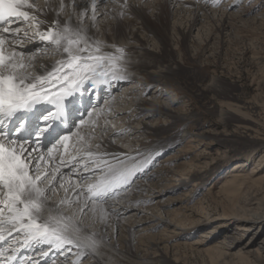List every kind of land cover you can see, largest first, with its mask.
<instances>
[{"label":"bare ground","instance_id":"bare-ground-1","mask_svg":"<svg viewBox=\"0 0 264 264\" xmlns=\"http://www.w3.org/2000/svg\"><path fill=\"white\" fill-rule=\"evenodd\" d=\"M174 1L176 8L173 12V15L177 24L173 27V29L176 31L177 34H179L181 38H184V31H182L179 27L180 24H182L181 21L185 19V17L183 16L185 14L186 16H191V14H193L192 19L188 23V30H190L194 28L195 25L200 21L198 18H200V14L202 12L200 14L199 12L203 10L200 8V5L198 6L197 2L193 3V0ZM30 2L34 5V8L27 10L37 15L40 20L44 21V23L39 26L41 31L46 30L49 25H51L53 21L57 19L60 21L61 26H63L65 22L69 21L72 25H77L80 23V13L83 12L86 13L87 17L84 20V23L88 27V34L94 40L103 41V51L105 53L110 52L111 50L114 51L115 47L119 46L120 43L125 44L124 46H126L127 48L130 47L131 51L134 53V56L132 58H125L122 63L125 69L124 74L127 76V79L110 80L109 82H111L112 84H115L117 82L119 83L122 81H124V83L126 84L129 83L127 89H129V91L131 89L130 92L134 93L138 92L137 89L143 90L151 83L155 84V88L158 87L156 88V90H154L157 91L159 90V87H162L163 90H166L167 86L176 82L173 73V68L176 65V62L171 58L163 60V55L160 54L157 56L148 51L145 45V41L137 34V32L139 31H145L148 37H151L162 46L163 54L168 52L164 45L159 28H157L155 25H152L150 19H148V16L146 15L147 11L155 10L154 17L155 19L159 20L160 15L162 14L165 8V6L161 3L162 0H126V6H124L125 0H101V2H99L97 5L95 26H93V22L91 20V16L93 14L91 0H65L66 6L63 11L60 12L59 16H57V10L60 7V0H30ZM201 2H203L204 4L211 3L214 5L215 1L201 0ZM228 3L229 1L224 4L225 6L222 4L221 7H219L220 14L217 15L216 21L220 22V26L221 24L222 26L224 23L226 24L227 22L225 21L228 18L230 19V16L233 15L231 11L230 13L228 11ZM73 4L75 5V7H73ZM242 11L235 13L237 17H240V13ZM187 12H189L188 15ZM121 13H123V15H121ZM242 13H244V11ZM181 14L184 15L179 18ZM208 18L210 17L205 16L206 20H209ZM244 19L245 18H243V20ZM121 22H123L122 25ZM29 24L32 25V30H29ZM12 26L20 27L22 29L21 36L23 35V31H27L29 35H32V37H34L36 40L38 39L39 41V38L35 37L36 28L32 24V22H24L23 20H21L17 23H14ZM122 26H124V28L126 29H129L128 34L131 35V38L126 37L128 36V34L126 33L120 35L117 33L118 31H120V29H122ZM185 27L186 26H184V28ZM202 27H205L203 23L198 26V28ZM207 29L204 28L206 32H212V27L208 30ZM216 29H218V27H216ZM30 31L32 32L30 33ZM107 31H111V34L107 35ZM199 33L200 32L198 31L197 34L200 35L201 33ZM25 40H28L26 42L28 46L26 44H23L22 41H20L18 44H16L17 51H22L25 49H33L35 51L34 44H38L41 49L46 46L45 43L38 42L36 40L34 41V39ZM131 41L136 43H130ZM9 43H11V41H9ZM47 48V53L41 52L37 54L35 60L32 61V63L35 65L36 73L43 74L45 71H50L51 67L56 63V61L61 59V54L54 52L52 50L51 45H47ZM118 83L115 85L117 86ZM106 84L108 83H101L100 78H97L96 83H91L90 85L91 88L101 93V95L105 97L104 99H106L105 108H102L103 110L100 108H96L95 111H102V113L105 111H111L110 115H113L115 113L114 116L116 118L112 119V116L106 114L105 117L103 116L104 118H101V121V119H96L95 115V117L93 116L92 118L96 120L95 127L90 124L91 128H93L92 130H87L85 126L84 127L86 128V130L81 126L79 128L75 126L76 130H74L72 134L62 133V135L70 136V150L65 151L63 145H60L59 151H57L58 153L56 152L55 155L56 163L53 164V167L57 166L58 162L61 159V154H63V159L66 163L65 166L60 169V171L65 173L63 181L66 186L68 183H71L73 186L82 185L84 182L79 180L80 177L82 175L90 177L89 175L92 171L86 172L84 169V162H86V160L87 162H91V160L85 155L87 151L92 152L96 158H103L105 161H108L112 164H116V158H118L119 160L124 161L125 165L127 166H132L133 164H136L139 165L142 169V161L144 163H150L157 158L152 153L154 152L152 151L153 149L161 150L163 147L171 146L172 143L175 142L176 139H178L175 134H171L169 133V131H166V134L162 136L156 135L158 133L150 132V137H146L150 138L149 142H146L147 140L145 138L138 139L140 140L139 142L136 141V143L138 142L139 144H142V146L136 147L137 145L135 146V143L133 144L130 142V147L135 149L133 153H129L128 151L115 145L116 143L114 142V144L113 141L117 140L120 141L121 144L129 143L128 139L126 138L119 139L116 137V133L118 132L116 128H113V126L116 125V119H120L121 122H119V124L123 126L125 132L127 130L130 131V127L133 126L132 129H136L134 133H139L138 135L146 136V134L151 131V125L148 123L150 119H147L148 121L143 122L142 125L139 126V121L136 117H139L146 112V115L149 116L156 115L163 117H171L177 120L180 118V115H178V113L174 111H171L170 109L166 108L167 110H164L156 106L154 103H152L153 101L147 98H139V101H136L132 104L133 107L130 106L132 108H123L120 105L121 103H118L116 101L118 103V106L117 108L113 109V100L109 99L110 92L104 87V85ZM130 92H128V94L125 96H129ZM119 98L125 97L122 95ZM113 106L115 107V105ZM78 121H80V119ZM132 124L139 126V128ZM94 129L96 130V134L93 132ZM186 132H188V130L184 129L182 135H184ZM74 133H79V136H82L83 140H80L77 135H73ZM262 135L264 138V132L262 133ZM131 136L132 134L129 135L128 138H130ZM203 136L196 133L193 134L192 131H190L189 135L186 136L188 137L186 145L193 141L195 137H200L201 141L205 137ZM219 140L221 141V139H218V141ZM211 143H213V138L209 139L208 143H204L203 145L206 146ZM93 144H95L96 147H94L98 149L92 147ZM33 146H35V144H33ZM143 150L144 152H142ZM176 151H179V149H176L175 152ZM73 157H75V159H73ZM176 159L177 155H167L161 161L163 165L159 163L158 167L154 168V170L149 173L150 175L145 176V178L141 179V181L138 182L134 180L136 179L135 175H137L136 171L131 179V184L133 185L132 191L130 193L122 192L126 188V186L130 185V183L127 185H123L116 190L118 194H114L111 198L106 201L105 209L108 212V215L103 221L99 219L98 215L97 217L93 218L92 213L90 211H86V213L82 217L79 216L78 204L74 203L71 206H63L62 210L65 215H71L70 213H76L77 219H82L83 223L81 224V227L84 228V230L88 234L94 233L95 239L98 244L95 252L89 249L80 250L75 247H72V251H68V248L66 247L65 249L59 250L60 252L57 257H52L56 260L53 263L111 264L112 260L110 258L107 259L106 257L108 256L106 250L110 249L114 251V249L117 248L118 242L121 245V247L119 246L117 248V256L119 260L115 259L116 261L114 262V264H121L122 262L120 261V256L122 259V256H125L126 254L128 255V253H130L128 248H125L124 251L126 252V254L123 255L122 246H126V236H128L127 244L133 242L132 240L134 239L137 243V245H135V252L133 251V259H129L130 257H127L129 261H126V264H153L152 260L147 262L146 258L144 257L145 254H148V249L153 247V252L157 253L159 250L158 245H161L162 250L164 249L166 251L168 248V244H170L169 247L173 246L174 248H179L180 246H182L194 255L196 253L204 252L209 256L211 261L217 259L225 260V258H230L232 262L236 261L240 264H254L255 262L264 263V235L261 241L257 240L260 233L264 234V154H260L256 159L257 162L259 161L258 167H252V169L246 174H242L241 171H239L240 173H232V175L223 183L219 193L222 200H224V210L216 218L218 221L211 225L209 228H207L205 232L203 231L202 235H200V238L193 242L185 241L188 234L187 231L192 228L186 227L184 224L185 219H188L184 214V211L186 210V204L189 200L188 196H185L184 198L178 197L180 200L177 201H180V204L182 203V206L179 205L176 209L167 210L168 216L165 218L159 216L154 212L155 208L158 209V206H162L165 204V201H161L159 199H157V202L153 201L155 200V198L162 196L163 193H172L176 190L177 186H185L187 183L188 179L181 176L182 172L181 175H177L176 169L173 170V167L170 169L169 167L164 166V164L166 165L169 161H173L175 163ZM68 161H71V163H67ZM129 162L131 163L129 164ZM75 164H78L77 166H79V169L81 170V176H72L71 172H68L66 170L67 166H72ZM177 165H180V163ZM176 166L174 165V167ZM143 167L145 168V166ZM238 167H243V164ZM69 173L71 174L70 176L68 175ZM173 176L178 177V183L168 186V184H166V177H170L171 180H173ZM205 176V174L201 175L200 177L195 176L192 179L201 180L204 179ZM59 183L60 182L58 180V190L56 192L49 193H58L57 196L53 195V198H51L49 201V203L53 206L65 197V193L63 189L59 187ZM153 186L157 187L158 189L160 187L161 189L159 191L157 189L155 192H151ZM69 195H71L73 200H75L74 193H69ZM172 197L173 196H171L170 198L168 197L167 199L173 201L174 198ZM167 199L166 202L168 201ZM146 201H151V203L147 204V206H144V203ZM90 207L91 205L89 204V208ZM183 208L185 210L181 211V209L183 210ZM145 209H148L150 211L149 214L143 213V210ZM124 211L125 213L129 214L128 219L122 216ZM139 214L142 215L138 217ZM199 221V218L194 219L193 224L197 225ZM190 222L192 221H189V223ZM237 223L239 224V226L236 227ZM133 225L136 226L135 229L132 228ZM230 226L231 228L232 226H235L236 228L234 229L236 230H232V232H229L228 234L223 233L221 239L216 240L218 238V235H220V233H222L224 230L230 228ZM246 234H251L248 238L250 239V241H248L247 239V242H245L244 244H240L239 239ZM5 235L8 239L7 244L9 243L11 245L5 252V255L3 257H0V264H6L7 262H9L10 260L7 259L8 256L15 257L17 255L18 257L23 256L25 260L31 259L32 262H29L28 264H48L49 258L47 259L46 256H51L53 252L57 250L50 248L46 244L32 243L27 246H22V235L19 237L21 243L14 242L17 238L16 233H12L11 236H8L7 232H5ZM203 236L210 237L206 240L202 238ZM108 238L110 239V242H106ZM141 246L142 249H140ZM6 247L8 246L6 245L2 247L0 251H4ZM13 249H15V251H13ZM66 251H68V253H66ZM45 252L47 253V255L43 254ZM108 252L110 253V251ZM139 252H142V254L144 252V255H139ZM61 255H69V257L66 256L67 258H64V256ZM83 255H86L88 257L82 259ZM109 256H111V253L109 254ZM153 257H155L154 264H173L170 259L166 258V254L164 253H157V255Z\"/></svg>","mask_w":264,"mask_h":264},{"label":"rangeland","instance_id":"rangeland-1","mask_svg":"<svg viewBox=\"0 0 264 264\" xmlns=\"http://www.w3.org/2000/svg\"><path fill=\"white\" fill-rule=\"evenodd\" d=\"M213 1H215L214 5L211 3L204 4L201 0H193V3L197 2L198 6L200 5V8L203 10L200 11L199 14L201 12L203 14H200V18H198L200 21L190 30H188V23L192 19L193 14H191V16L181 14L179 18H181L182 15L185 17V19L181 21L182 24L179 26L181 30L184 31V38H181L173 29V27L177 24L173 15L176 8L174 0H162L161 3L165 6V8L160 15L159 20L154 17L155 10L146 12L151 24L159 28L164 45L168 52L163 54L162 46L151 37H148L145 31H139L137 34L145 41L148 51L157 56L160 54L163 55V60L171 58L176 62V65L173 68L174 78L176 81L175 83L167 86L166 90L159 87V90L157 91L154 90L158 87L155 88V84L151 83L143 90L137 89V87L136 89L138 92L134 93L130 92L131 89L130 91L127 89L129 83L126 84L124 81L119 83L117 82V86L115 85L117 83H108L107 85L109 88L112 86L111 88L114 89L113 92L111 89L109 97V99L113 100V105H115V107L112 105L113 109L117 108L118 103H121L120 105L123 108H132V104L139 101V98H147L153 101L152 103L156 106L164 110L170 109L180 115V118L177 120L171 117L156 115L149 116L146 115V112L141 116L136 117L139 121V126H141L143 122L148 121L147 119H150L148 123L151 125V131H149L146 136L134 133L136 129H132L133 126L131 125V130H127L125 132L123 126L119 124V122H121L120 119H116V125L113 126V128H116L118 132L116 133V137L119 139L126 138L129 143L121 144L118 140L113 141V143L115 142V145L128 151L129 153H133L135 149L130 147V142L133 144L135 143L134 145H137L136 147H140L142 144L138 143L140 141L138 139L145 138L147 140L146 142H149L150 138L146 137H150V132H155L158 133L156 135L162 136L166 134V131H169V133L177 136L178 139H176L171 146L163 147L161 150H152L154 151L152 153L157 158L150 163H144L142 161L145 168L141 164L142 170H137V175H135L136 179L134 180L138 182L145 178V176L150 175L149 173H151L154 168L158 167L159 163L162 164L161 161L167 155H177L175 163L173 161H169L166 165L164 164V166L169 167L170 169L173 167V170L176 169L177 175H181L182 172L181 176L188 179L187 183L185 186H177L176 190L172 193H163L162 196L155 198L153 201L157 202V199H159L161 201H165V204L158 206V209L155 208L154 212L165 218L168 216L167 210L176 209L179 205L182 206V203L180 204V201H177L180 200L179 198L188 196L189 200L186 204V210L184 208L183 210L181 209V211L185 210L184 214L188 218L185 219V226L192 227L187 231L188 234L185 240L186 242L196 241L200 238L203 231L205 232L207 228L218 221L216 218L224 210V200H222L219 193L223 183L232 175V173H240L239 171H241L242 174H246L252 169V167H258L259 161L257 162L256 159L260 154H264V138L262 135L264 132V0ZM227 1H229L227 5L229 7L228 11L229 13L231 11L233 15L230 16V19L228 18L225 21L227 22L226 24L224 23L223 26L222 24L220 26V22L216 21L217 15L220 14L219 7H221L222 4H226ZM242 10L244 13H242ZM239 11L242 12L240 13V17H237L235 13ZM188 14L189 12H187V15ZM205 16L210 17L208 18L209 20H206ZM243 18L245 19L243 20ZM122 23L123 22H121V25ZM202 23L205 27L198 28V26ZM31 26V24L28 25L29 30L33 29ZM184 26L186 27L184 28ZM211 27L212 32L208 33L204 30V28L209 29ZM216 27H218V29H216ZM198 31L201 33H199L200 35L197 34ZM31 32L32 31H30V33ZM128 32L129 29L122 26V29H120L117 33L120 35L124 33L128 34ZM106 34L110 35L111 31H107ZM29 36L32 37V35ZM130 36L131 35L128 34L126 37L131 38ZM35 40L36 39L34 38V41ZM21 41L23 44H26L28 40L24 39ZM36 41H38V39ZM130 43L136 42L131 41ZM124 45L125 44L120 43L119 46H117L122 47L125 52L121 64L125 58H132L134 56L131 48H127ZM114 52L115 49L114 51L111 50L107 53L116 54ZM127 91L130 92L129 96H125L128 94ZM122 95L125 98H119ZM92 98L93 97L90 96L89 104H94L95 108H105L106 99H104V97L100 100L98 105L95 101H92ZM110 113L111 111H105L98 119L100 120L103 116L105 117L106 114L110 115ZM93 114L95 117L96 113H94V111ZM114 114L110 115L112 116V119L116 118ZM92 118H88L86 114V119ZM132 125L139 128V126L135 124ZM84 126L87 130L93 129L90 124L81 125V127L86 130ZM74 128L75 127L73 126L71 128L72 132L69 131L68 133L72 134ZM184 129L188 130V132L182 135ZM190 131H192L193 134L196 133L202 136L204 135L206 138L208 136V138L206 139L203 136L204 139L200 141V137H193L194 140L186 145L188 140V137L186 136L189 135ZM93 132L96 134L95 129ZM131 134L132 136L128 138ZM212 138L213 143L206 146L203 145L204 143H208L209 139ZM218 139H221V141H218ZM136 141L138 142L136 143ZM50 146L51 143L48 147ZM94 146L96 147L95 144L92 145V147ZM176 149H179V151L175 152ZM142 152H144V150ZM84 163H87L88 167L90 166L89 169H94V164H92V162H87L86 160ZM130 163L131 162H129V164ZM179 163L180 165H177ZM242 164L243 167H238ZM77 165L78 164L67 166L66 170L71 172L72 176H78L80 175L81 170ZM174 165L177 166L174 167ZM73 169H75V172ZM96 172L94 173L92 171L89 175L93 180L96 179L97 175H99V172ZM204 174L206 175L204 179H192L195 176L200 177ZM172 178L175 180H171L170 177H166V184H168V186L178 183L177 176H173ZM131 182L130 185L126 186V188L124 187L125 189L122 192L130 193L132 191L133 185ZM157 189V187L153 186L151 192H155ZM160 189L161 188L159 187L158 191ZM57 194L58 193H51L49 196L50 198H53L52 196H57ZM171 196L174 198L173 201L167 199ZM166 199L169 202H166ZM146 202L144 203V206L151 203V201ZM149 212L150 211L148 209L143 210L144 214H149ZM70 214L73 215L72 213ZM140 215L142 214H139L138 217H140ZM122 216L128 219L129 214L124 211ZM198 218L200 220L199 223L197 225L193 224V220ZM189 221L192 222L189 223ZM237 226H239L238 223L236 224V227ZM236 227L232 226L231 228L230 226V228L220 233L216 240H220L223 233L228 234L229 232H232V230H236L234 229ZM132 228L135 229L136 226L133 225ZM250 235L251 234L243 235L239 239L240 244L247 242ZM263 235V233H260L257 240L261 241L263 239ZM126 237L127 247L125 245L122 246L123 255L126 254L124 251L125 248H128L130 253L122 256V259L120 256V261L122 262L121 264H126V261H129V257V259H133L135 245H137L135 239L132 240L133 242L127 244L128 236ZM209 237L203 236L202 238L207 240ZM248 241H250V239H248ZM106 242H110V239L108 238ZM118 244L119 243L117 242V248L119 246L121 247V245ZM169 245L170 244H168L166 251L164 249L162 250L161 245H158L159 250L157 253L166 254V258L170 259L173 264H240L236 261L232 262L230 258L211 261L209 256L204 252L196 253L194 255L182 246L179 248L175 247V249L173 246L169 247ZM117 248L114 249V251L108 248V250H106L108 253V256L106 257L107 259L110 258L112 260L111 264H114L116 261L115 259L119 260L117 256ZM140 249H142V246ZM72 250L73 248H71L70 251ZM148 250V254L144 255V252L143 254L142 252H139V255H144L147 262L152 260L154 264L155 257L153 256H156L157 253L153 252V247ZM68 251H66V253H68ZM108 251H110L111 256H109L110 253ZM59 252V250H55L51 256L57 257ZM61 256H64V258L69 257V255H66L67 257L65 255ZM87 257L88 256L83 255L82 259ZM125 257L128 258L126 259ZM55 261L56 260L54 258H51L49 259L48 264H55L53 263ZM254 264L264 263L255 262Z\"/></svg>","mask_w":264,"mask_h":264},{"label":"snow or ice","instance_id":"snow-or-ice-1","mask_svg":"<svg viewBox=\"0 0 264 264\" xmlns=\"http://www.w3.org/2000/svg\"><path fill=\"white\" fill-rule=\"evenodd\" d=\"M99 2L101 0H91L93 26ZM65 6V0H60L57 16ZM33 8L30 0H0V242H8L7 232L8 236L17 234L15 243H21L19 237L22 235V246L35 243L57 250L67 247L70 251L75 247L95 252L98 244L95 234H88L81 227L82 219H77L76 213L65 215L62 207L78 204L79 216L90 211L93 218L98 215L103 221L108 215L106 201L118 194L116 190L129 184L135 172L142 169L136 164L127 166L118 158L117 163L112 164L87 151L85 155L95 168L89 169L85 163L84 169L86 172L98 171L99 175L95 180L81 176L82 185L68 183L66 186L63 181L65 173L60 171L66 163L63 154L57 166L53 167V164L56 163L55 155L60 145L65 151L70 150V136L60 135L56 122L64 116L66 103H71L77 93L86 90V83L91 81L95 84L97 78L101 83L127 79L121 64L125 52L122 47L112 46L116 54L105 53L103 41L94 40L88 34V27L84 23L86 13H80V23L77 25L69 21L61 26L57 19L41 31L39 26L44 21L27 10ZM21 20L32 22L36 28L35 37L46 45L43 49L34 44L35 51L16 50V44L21 40L34 39L29 37L27 31H23L21 36L22 29L12 26ZM47 45L60 53L61 59L50 71L39 74L35 72L32 61L37 54L48 52ZM48 105L55 111L46 107ZM100 115L102 111L96 113V118ZM87 116L92 118L93 112H88ZM79 119V125H74L77 128L85 124L95 127V119H85L84 116ZM10 125L13 127L10 128ZM33 130L35 142L19 135L22 132L31 135ZM13 131L16 136L12 135ZM73 135L83 140L79 133ZM45 136L52 137L50 147L41 143ZM58 180L65 197L53 206L49 203V193L58 190ZM69 193L75 194V200ZM6 251H0V257ZM43 254L47 255L46 252ZM7 259L13 260L15 257L8 256Z\"/></svg>","mask_w":264,"mask_h":264}]
</instances>
